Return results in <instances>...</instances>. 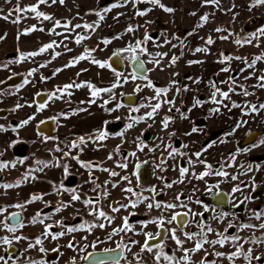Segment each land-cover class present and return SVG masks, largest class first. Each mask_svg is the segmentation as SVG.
<instances>
[{
	"label": "snow or ice",
	"instance_id": "6c2138e0",
	"mask_svg": "<svg viewBox=\"0 0 264 264\" xmlns=\"http://www.w3.org/2000/svg\"><path fill=\"white\" fill-rule=\"evenodd\" d=\"M4 3L10 4L12 0H4ZM64 6L66 0H35L34 3L21 6L20 0H16V4L11 8L7 15L0 16V19L8 20L13 17V23L19 24L22 19H35L37 24H33L25 27L23 30L19 31L17 34V40L19 41L21 36H28L32 33L46 32L50 37H61V39H51L47 43H42L36 50L33 51H21L17 49V56L13 59H9L6 63L0 64V70H9L10 65L20 64L31 59L33 63H37V57H40L46 53L50 54V58L44 62L38 63L37 67H33L27 71L26 74L11 73L7 77L8 80L13 79L17 75H22V83L15 86L13 92L7 93V95H16L28 85L35 87L36 80L34 77L39 73V82L47 83L49 80L56 77L59 73L65 69L76 67L80 64L81 61H87L92 65L98 66L100 69L111 68L109 63L113 58L119 57L124 60H129L134 64L135 71L131 74V79L133 81L139 79L146 81V83L141 86L137 84L134 91L140 92L143 88L152 89L154 95L151 97H145V102L140 103L136 107L129 108V115L126 117L127 123L124 125L123 130L116 132L115 134L110 133L107 130V125L110 121H104V127L100 129H95L93 132L86 136H78L73 140H69L64 144V147H60L59 142L55 145L54 148L49 149V152L61 153V156H53L51 160H36L35 163L38 165L36 168L29 167L24 172L21 173L19 179L14 182H3L0 181V189L3 191L0 192V195L7 196L9 190L19 189L24 184L31 183L39 177L34 173H43L45 169L48 168H62L63 177L58 184L53 181H48L52 185V192L50 193H32L24 201L16 202L8 205H0V216L3 219H0V231H4L8 234L0 236V246H3V251L5 255H0V264H18L21 256L24 253L28 252L30 249L38 247L40 253L45 254L47 249L43 246L44 241L51 239L52 241H59L62 237H70L67 239V243L64 247L71 249L73 252H83L86 248L92 247L96 248L97 244H103L106 241H112L115 237H119V240L116 241L115 248H104L103 253H116L117 249H120L118 256H112L110 259H105L103 257H97L94 253L89 252L87 255L81 257L83 260L88 261L92 257L90 264H120L121 259H125L127 264H148L149 258L152 261V264H221V261L227 260L228 264H238V261L241 259L246 262V264H253V260L260 262L264 260V255H254V249L252 247H245L246 244H253L256 246L264 245V209H247V214L249 220L260 221L259 224L245 223L243 221L236 222L238 220V215L236 213H229L226 211H218L216 207H209L207 205H202L200 200H193V196L198 190L195 186L193 187L192 195L186 197V200H183L184 192H178L174 196L172 201H164L157 199V197L165 194L166 189H172L176 184H183L187 180L188 183H191L192 180L205 181V178L211 175L216 177H222L225 180H231L237 182L231 188V192L228 193L229 200L228 202L232 205L233 208H239L241 205H246L249 202H252L254 197L249 195H243V198L236 197V193H244L246 188L251 187L252 192H255L259 185L255 182V176L250 177L248 182L240 179L241 175H246L253 171L260 172L264 171V168L260 164H256L255 167L251 163L246 166V171H241L239 174H231L225 170V164H221L219 169H213V165L207 163L205 159H202V156L207 152L208 148H211L215 141L212 144H209L207 147L202 148L200 151L192 152L191 154L180 151L177 147H174L172 143H165L164 137H159V144H156L154 147L148 145L144 137V132L140 133V136L135 138L134 146L135 150L128 152L122 157L121 161L115 163V167L120 170H127L129 165L132 164V170L129 175H121V172L115 171L111 168L104 167V161H84L80 159L81 154L84 149L88 146L89 143L96 144L97 149L103 147V141L107 140L110 136L115 135L121 138L122 143L124 142V134L129 130L134 128L137 124L148 121H152L153 124L156 122L155 117L159 114L160 110L164 105L168 106L167 112L163 118L160 120L161 131L168 130L170 126L174 123L173 112L179 114V118L182 120H188L189 115L193 109L203 107L205 103H211L215 107L210 108L209 117L215 115H222L221 109H226L228 112H232L233 109H239L242 116H249L251 114H260L264 112V102H259V97L256 94V89L264 90V69H259L257 67L258 63H264V51L260 54L255 55L254 57L239 56L232 54H225L220 52L218 54L217 63L226 65L220 68V73H231L233 70L231 68V62L233 60L240 61L244 66L239 69V72L236 75H229L226 80L217 81L210 80L209 85L211 92L208 98V101H203L196 96L192 98V104L190 107H187L186 111H182L181 107L176 106V96L169 98V92L172 89H175L176 95L179 96L181 92H189L192 89L188 84L183 86L179 85L174 77L178 76V72L171 73L172 79L169 80L168 85L164 87H157L154 82L149 78L148 73L159 69L163 71L165 67H175L179 60L184 56L185 49H188L192 52L193 55L196 53H203L205 55L210 54V47L215 44L216 38L213 35L208 34L206 37H201L203 41L202 46L195 47L191 49L189 47V38L198 35L199 30L203 29L208 23L211 22L210 17L215 15V12H204L203 14L198 15L197 11H191L188 13L189 16L198 17L196 23L190 31L185 33L183 36L178 35L176 32L169 34L167 30H162L158 36L153 37L149 31V26L155 24L154 19H144L143 24H132L129 23L127 27L121 33H117L113 37H104L99 40L96 47H88L84 45L86 40L91 39V35L94 34L106 20V17L113 12L114 9L118 8H127L131 7L133 10V15L131 19L136 18H145L155 9H160L164 13L174 16L177 8L174 6H169L163 2V0H112L107 5L99 6V0H97V7L89 9L84 13V16H81L79 11H77L76 16L64 19H58L54 15L49 14L45 11L40 10L41 6L52 7L54 5ZM140 5H146L144 8H140ZM200 8L211 7L218 11L232 13V19L235 20L238 13L233 12V9L237 6L233 4L231 7L225 9L222 6L221 0H199ZM264 6V0H251V3L248 5V10L251 11L253 8ZM4 9L0 8V13H3ZM31 13V16L26 14ZM94 15L97 19L91 22H88L84 19L85 16ZM124 15V13L117 12L115 16L112 17L113 20L118 21L119 18ZM73 19H80L82 23L73 24ZM44 22L51 23L52 27L45 29L42 25ZM174 22V19H173ZM40 25V26H38ZM141 28L144 29L143 35L140 38L135 36V33ZM57 29H63V31H57ZM82 30V31H77ZM215 33H226V35H220L218 38L222 41H229L231 37L235 36L236 38L231 40L232 43L244 47L245 45H252L254 47H260V41L264 38V28H259L255 32L248 34L247 36L240 37L239 34L230 31L226 27H216L213 29ZM125 35H130L131 39L126 43L123 48H118L113 50L112 55L108 60L97 59L93 54L99 50L103 52L105 48L112 44L113 40H120ZM5 37L0 36V40H3ZM70 43H74L77 46L83 47V52L79 55L72 57L69 61L64 64L62 67L55 68L51 75H44L40 73L41 69L49 67L53 61L58 57L62 56L65 53H70L73 51V48L69 47ZM149 43L152 44L154 49H162L166 45L169 46L168 51H150ZM103 45L104 47H101ZM57 49H62V51H57ZM179 49V55H177L172 50ZM128 54V55H124ZM141 57H146L147 59H142ZM165 58H168L167 60ZM188 65L193 64H203V60H189ZM146 64H152L151 69L146 68ZM87 68L80 69L76 73L77 79H73L68 83L63 85L54 86V88L47 93L36 92L35 96L31 103L24 101L23 103L20 100H23V97L17 101L14 107L10 110L16 112L19 109L27 107H33L35 104V112L32 115H29L26 119H23L15 127H11L12 132H17L19 128H23L33 120L36 119V114L42 112L49 107L51 102L63 100L64 103L71 105L73 103L71 97L73 96V90H79L81 88H87L89 91L90 98L85 101H79L80 105H88L89 107L93 104H96L98 100L102 99V103L99 104V107L102 108L106 113H113L123 107L121 103L117 102L115 107H107L113 100H116L117 94L116 89L121 88L128 82L129 77L125 76L121 72H115V80L109 84L107 87H98L95 83L87 80H79L78 78L82 73L87 72ZM245 72H248V75H243ZM99 75V73H98ZM193 84H200L202 79L200 77H186ZM255 79L254 84L245 85L241 81H249ZM6 81H0V84H5ZM220 84L227 85V90H222ZM239 89V91H237ZM249 89H253L250 91ZM6 93L3 89H0V96H4ZM102 94H106L107 98H103ZM238 95L243 98V103H238L235 100H232V95ZM120 95H124L120 93ZM46 96L47 99L43 102L37 103L36 97ZM248 97H256L257 102H252L247 99ZM155 101V103H153ZM181 106L183 107L184 101L181 99ZM89 107H69L68 111H61L53 117L48 119L54 120L59 126V121L61 118L68 119L71 116H76L79 113L89 111ZM141 109H150L144 112L142 115H131V113L140 112ZM115 121H119L121 117L117 116L114 118ZM46 121L41 120L40 125L45 124ZM248 123V120H240L236 122V128L242 127ZM153 124H148V128H151ZM39 127V125H37ZM236 128L232 131L235 132ZM9 128H6L5 125L0 124V132H7ZM203 129L192 127L190 132H185V136H191L193 133L202 132ZM228 133L227 135H231ZM176 135L174 131H169L167 139L169 141ZM44 142L49 140L58 141L57 137L43 136ZM221 143L225 141L221 140ZM21 143L19 139L13 140L9 143L8 148H12L17 144ZM264 145V139H261L258 143L252 144L248 148L237 149L236 154H232L229 157V160L234 162L236 161L237 155L240 153L250 152L253 148ZM163 146V147H162ZM188 144H181L180 148L187 149ZM121 145H117L113 153H109L107 159L113 160L114 155H121ZM73 150H77L73 154ZM147 150V151H145ZM160 151V156L153 158L151 161L153 166V173L157 171L164 173L169 167L174 171H178V179L172 180L171 182L166 181L164 175H157L156 178L162 182V187L157 185H152L151 187H143L140 183V169L149 164L148 159L141 160L138 153H143L145 156L148 153L155 154L157 151ZM0 151V172H4L10 169H16L18 165H24L28 157L16 158L13 160H4L5 152ZM166 153V155H165ZM187 157V163L189 167L180 166L178 163L169 165L168 161H176L177 157ZM195 157V159H193ZM131 158V160H130ZM74 160L80 166V168L88 172V179L83 181L82 184L76 185L73 187H67L65 185V180L72 175L70 168L71 165L66 162V160ZM199 163L204 166V170L197 173L195 165ZM228 168H232L234 165L231 162H228L226 165ZM244 168L243 165H241ZM96 171L107 173L110 178L119 179H109L105 180L102 183H98L99 177L95 176ZM131 177H135V184ZM122 182L124 186H122ZM223 182V181H221ZM207 183V181H205ZM85 184H91L93 187L90 189V192L94 195H89L88 193L82 192L81 189ZM109 185L111 189L120 188L121 192L124 193L122 200L112 201L111 203L104 205L103 201L108 200L111 197V191L109 190ZM243 186V187H242ZM213 187L218 188L219 185H213ZM63 193H68L70 195V200L64 201L59 200L57 206L54 208L51 214L46 213L43 209L37 210L35 214L25 222L23 212L27 211V207L33 203L41 202L45 207H50L51 202L45 200V196L48 195H57L61 196ZM148 193V195H145ZM19 196V192H17ZM76 202L82 204L83 208H75ZM189 203L201 204L203 211H194L189 207ZM141 205L145 208V216H149V219L136 221L135 223L130 222V218L138 215L137 211H129L130 209L136 210ZM107 207L108 211H105ZM14 208L18 211L9 212L8 209ZM68 208H75L77 214L86 212L87 216L92 217V220H85L81 217V223L78 225H67L64 223V218L54 220L53 216L57 213H61ZM177 208L186 209L185 211H176ZM121 211H125L128 214L124 216H118ZM153 211H158L159 214L152 216ZM212 213L210 220L217 222H224L225 219L229 216L232 217L231 220H228L226 226L223 228V231H219L204 218L205 213ZM76 215L73 216V219H76ZM52 221L47 223L46 221ZM119 220L120 223L116 224V221ZM28 225H42L43 231L39 236L34 238V242L30 240L28 236L17 235V232L27 227ZM149 225H155L156 231H148ZM190 226H195L198 231H187L185 229ZM54 227H59L61 230L56 232L52 229ZM108 228H111V231H107ZM105 230L106 237L105 240H101L100 237H95V239L89 243L80 244L76 240L75 233L84 232L86 235L81 236V241H88V235H93V230ZM230 229H236L235 232L230 233ZM252 230V235L245 238L239 235L240 232L244 230ZM260 232V236H256L255 233ZM209 234L215 236L214 239L209 238ZM143 236V242L139 239H134L133 237ZM20 241H29L27 247L23 249L19 255H17L14 248V244L19 243ZM191 243V247L186 245ZM79 244V247H78ZM225 249L226 246H231L233 250L223 251L217 250ZM135 247L139 248V251H133ZM166 248H171V252L165 251ZM52 251L59 253L60 256H63V253L60 252V246H57ZM125 252L131 253V259H127ZM203 252L204 255L199 259V261L194 260V256L198 253ZM149 254L148 257H145L143 254ZM209 257H215V259H209ZM29 264H46L44 259L40 260H31L27 258ZM55 264V262H53ZM68 264H77V258L73 256L70 258Z\"/></svg>",
	"mask_w": 264,
	"mask_h": 264
},
{
	"label": "flooded vegetation",
	"instance_id": "af4514ba",
	"mask_svg": "<svg viewBox=\"0 0 264 264\" xmlns=\"http://www.w3.org/2000/svg\"><path fill=\"white\" fill-rule=\"evenodd\" d=\"M103 6L106 5V2L102 3ZM96 20V19H95ZM250 24V23H249ZM257 26V25H256ZM256 26H250L252 28ZM249 27V26H248ZM103 33H101L98 36V40L102 39ZM156 34H153L152 36H155ZM112 54V53H111ZM110 54V55H111ZM109 55V56H110ZM108 56V57H109ZM108 57L106 60H108ZM142 58V57H141ZM124 65L123 68L119 71L114 70L112 67L111 69L115 72H123L124 68L125 70L130 72L131 74L133 73L132 69L130 68V61L129 60H124ZM26 69H24L23 72H20L18 74H25ZM11 75V74H9ZM8 75V76H9ZM7 76V77H8ZM20 76V80L18 83H20L23 80V76ZM7 77L4 79L6 80ZM3 80V81H4ZM67 80V78H66ZM69 81L65 82L68 83ZM17 83V84H18ZM219 83V80L218 82ZM16 85V84H15ZM15 85H12L11 87H14ZM61 85V84H59ZM63 85V84H62ZM57 86V85H55ZM220 86V85H219ZM9 87V86H6ZM5 88V87H3ZM0 88V89H3ZM54 88V87H53ZM223 90H227V85L226 87H221ZM44 92L47 93L49 90H45L43 88L37 89V91L32 94V97L28 99V103H31L33 100V97L35 96L36 92ZM211 92L210 85L207 87L204 93L198 92L196 94V97L203 101H208L209 95ZM19 95H22L23 99H26V93H20ZM25 95V96H24ZM126 95H135L137 97V101L134 104L126 103L123 101V98ZM47 99L46 96L43 97H36V102L40 103L43 102V100ZM20 100V98H19ZM122 105L126 107L127 112L125 113L126 117L129 115V108L130 107H136L141 101H139V98L136 94L133 93H127L122 95V97L119 99ZM27 101V100H25ZM181 101V100H180ZM180 101L176 102L177 107H181L182 111H186L187 107H190L192 104L191 99L188 101H184L183 107L181 106ZM20 102H22L20 100ZM24 102V101H23ZM22 102V103H23ZM257 102V100H255ZM254 102V103H255ZM259 102H264L263 99H259ZM240 103V102H238ZM79 104V103H77ZM86 105V104H85ZM81 105V106H85ZM35 104L33 107H27L25 106L22 108V115L24 116L23 119H26L29 115H32L35 112ZM74 103L71 105H68L64 103L63 101H58L51 103L48 108L43 110L42 112L36 114V118L38 116V119H36L35 123L33 124V127L31 126H26L21 129L22 134H20L18 137H14L13 140L19 139L21 143L17 144L16 146L6 149L7 151L5 152L4 157L2 159L4 160H13L16 158H22V157H28L29 154H31L30 157H34V160H32L33 167L36 168L38 165L35 163L36 155L37 157L40 158L39 160H51L53 156L59 157L61 156V153H56V152H49V148L52 149L55 147V145L59 142L60 147H64V144L69 141L73 140L78 136H86L89 135L93 132L95 129H100L104 127V121H110V123L107 125V130L115 134L116 132H119L123 130L124 125L128 122L126 117L121 118L119 121H115V119H110V117L106 118L105 120H100L101 124L98 128H90L87 127L84 124H79L78 121L79 119L77 118L78 116H71L68 119H63L61 118L59 121V126L56 121L48 119L49 117L55 116L57 113L61 111H68L69 107H73ZM215 107V105L211 103H205L203 107L200 108H195L191 113H188L189 119L188 120H182L179 118V114L173 112L172 115H174V123L170 126L168 130L163 131V133L158 134L156 130L154 129H148V130H143L144 132V137L142 139H145L146 142L148 143L149 146L154 147L156 144L160 143V140L158 139L159 137H164L165 138V143H172L174 147H177L180 149V151H185L189 154L195 151H200L202 148L207 147L209 144H212L215 141V144L211 147L208 148L207 152H205L202 156V159H205L207 163L213 165V169H219L221 164H225V170L228 171L231 174H239L241 171H246V166L249 163H255L253 167H255L256 164H262V168H264V151H250L247 153H240L241 155L244 156V163L241 164L244 166V168L239 166H235L234 162L229 160L230 155L236 154V150L239 149H244L250 147L252 144L258 143L261 139H264V128H247L243 130L241 135H238V132L240 131L241 127L236 128V122L243 120L242 118H236L235 113L237 111L240 112L239 109H233L232 112H228L226 109H221V112L223 113L222 115H215L212 116L211 118L209 117V109ZM74 108V107H73ZM168 109V107H167ZM150 109H146L145 111L140 110V112H135L131 113V115H142L144 112L148 111ZM0 111L3 113L0 114V124L6 125L8 124L11 127H15L16 125L19 124V122L23 119L18 120L16 117H7L8 111L4 107H0ZM166 114L168 112L166 111ZM44 120L46 121L45 124L40 125V121ZM18 122V123H17ZM143 123V122H141ZM39 125V127H37ZM245 126V125H244ZM6 127V126H5ZM192 127H197L200 129H203L202 132H197L193 133L191 136H185V132H190ZM7 128V127H6ZM236 128L235 132L232 130ZM169 131H174L176 135L172 138L171 141L167 139V135ZM156 132V133H155ZM7 132H0V135H5ZM28 133L32 137L28 138ZM228 133H232L231 135H227ZM43 136H51V137H57L58 141L54 140H49L47 142H44ZM140 136V132L137 130V125L129 129L125 134H124V142L122 143V140L120 137L112 135L110 136L107 140L103 141V147H100L97 149L96 144L89 143L88 146L84 149L83 153L80 156V159L84 161H104L103 166L111 168L115 171L121 172V175H129L131 170H132V164L129 165V168L127 170H120L115 167V163L117 161H121L122 157L126 155L130 151L135 150L134 146V141L135 138ZM34 137H39L40 140L44 143H41L39 148L36 151H32L30 149L31 145L30 142L31 140L34 139ZM108 140L114 141L111 146L115 147L117 145H121V155H114L113 160H108V154L113 153L114 149L109 146L107 147ZM223 140L225 141L224 143H221L220 141ZM181 144H188L189 147L187 149H182L180 148ZM263 145H260V148ZM163 147V146H162ZM255 149V148H253ZM5 148L2 147L0 148V151H4ZM77 150H73V154L76 153ZM147 151V150H145ZM34 152V155H32ZM140 157V153H138ZM166 155V153H165ZM159 157L160 156V151L158 150L157 154L153 153H148L146 159L149 160V164L144 165L140 169V183L143 187H151L152 185H157L158 187H162V182L156 178L157 175H164L166 177L167 182H171L172 180L178 179V171L172 170L171 167L167 169L166 172L160 173L157 171L155 174L153 173V166L151 161L153 158ZM51 158V159H50ZM141 160H144L142 157H140ZM195 159V157H193ZM131 160V158H130ZM67 163L71 165L70 171L72 175H70L67 180H65V185L67 187H73L76 185H80L83 183V181L88 179V172L82 168L76 163L74 160H66ZM228 162L233 163L232 168H228L226 165ZM174 163H178L180 166L184 167H189L187 163V157H177L176 161L169 160L168 164L173 165ZM29 167V166H28ZM32 167V168H33ZM197 173L200 171L204 170V166L197 163L195 165L194 169ZM13 169L0 172V181L3 182H14L15 180L19 179L21 176V173L18 175L13 174ZM53 175V182H56L57 184L64 179L63 177V169L62 168H48L45 169L43 173H37V176L39 179L35 180V185L38 187V191L36 193H43V190L47 191V193L52 192V185L48 183L50 181L49 176ZM95 176L99 177V180L97 181L98 183H102L105 180L109 179H119L118 177L116 178H110L107 173L99 172L96 171L94 173ZM255 176V182L259 187L255 192H252L251 187L246 188L244 190V193H236L235 196L239 198H243V195H249L251 194L254 199L252 202L247 203L246 205H241L239 208H233L232 205L228 202L229 197L228 193L231 192V188L233 185L237 182L231 181V180H225L222 177H216L214 175L208 176L205 178V181H198V180H192L191 183H188L187 180L183 184H176L173 186L172 189H166L165 194L157 197V199L164 200V201H172L176 193L178 192H184V196L182 197L183 200H186V197L189 195H192L193 192V187L195 186L198 190L196 191L195 195L193 196V200H200L202 202V205H207L209 207H216L218 211H226L229 213H236L238 215V220L236 221L237 223L240 221H243L245 223H253V224H259L260 221H256L254 219L249 220L248 214H247V209H264V171L260 172H251L247 173L246 175H241L240 179L244 180L245 182H248L250 177ZM51 177V176H50ZM133 180V184H135V177H131ZM223 181V182H221ZM219 185L218 188L213 187V185ZM122 186H124L122 182ZM93 187L91 184H85L83 188L81 189L82 192L88 193L90 196L94 195V193L90 192V189ZM109 190L111 191V197L108 200L103 201L104 205H107L111 203L112 201L116 200H122L124 197V193L121 192L120 188L116 189H111V185L108 186ZM243 187V186H242ZM145 195H148V193H145ZM46 201L51 202L50 207H45L43 203L40 202V207L37 210L43 209L44 212L51 214L54 210V208L57 206V202L59 200H64L68 201L70 200V195L68 193H63L61 196H57L55 194L49 195L48 197L45 196ZM2 202H0V205ZM189 207L192 208L194 211H203V207L201 204H195V203H189ZM75 208H83L82 204L79 202H76ZM75 208H68L64 210L61 213L55 214L53 216L54 220L61 219L62 217L64 218V223L67 225H78L81 223V217L85 220H92V217L87 216L86 212H82L81 214H77L75 212ZM105 211H108L107 207L104 209ZM186 209L183 208H177L176 211H185ZM13 211H18L17 209H14L10 212ZM129 211H137L138 215L135 217L130 218V222L135 223L136 221H142L149 219V216H145V208L143 205H141L138 209L132 210L130 209ZM128 213L125 211H121L119 214H116L118 216H124L127 215ZM158 211H153L151 213L152 216L158 215ZM34 215V214H33ZM33 215H30L29 217L31 218ZM76 215V219H73V216ZM212 213H205L204 218L212 225V227L216 228L219 231H223V228L226 226L228 220H231L232 217L229 216L225 219L224 222H217V221H212L210 220V216ZM24 220L25 222L28 221V215L23 212ZM27 218V219H26ZM47 223H51L52 221H46ZM120 221L117 220L116 224H119ZM53 231H60L61 229L59 227H54L52 229ZM187 231H198V229L195 226H190L189 228L185 229ZM43 231V226L42 225H28L25 228L20 229L17 232V235H24L28 236L31 241L34 242V238L36 236H39L40 233ZM107 231H111V228H108ZM148 231H156V226L155 225H149ZM236 229H230L229 232H235ZM93 235H88V241H81V236L86 235L84 232L80 233H75L73 235L76 236V240L80 243H91L95 237H100L101 240H105L106 237V231L105 230H99V229H94L93 230ZM8 234L5 232V235ZM242 237H249L252 235V230H244L239 233ZM256 236H260V232L255 233ZM70 237H62L59 241H52L51 239L45 240L44 241V247L47 249V252L45 254H42L39 252L38 247L34 249H30L28 252L24 253L23 256H21L20 260L18 261V264H29L28 259L30 258L31 260H40L44 259L46 261V264H68L70 258L75 256L77 258V264H90V261L92 257L89 258L88 261L83 260L81 257L84 255H87L89 252L94 253L95 256L97 257H103L105 259H110L112 256H118L120 253V249L116 250V253H109V254H104L103 249L104 248H115L116 247V241L119 240V237H115L112 241H106L103 244H97L96 248L88 247L86 248L83 252L77 251L73 252L71 249H68L67 247H64V245L67 243V239ZM134 239H139L141 243L143 242V236L139 237H133ZM210 239H214L215 236L212 234H209ZM29 241H20L19 243L14 244V248L16 250L17 255H19L21 252H23V249L27 247V243ZM57 246H60V252L63 253V256H60L59 253L52 251L54 248ZM187 247H191V243H188L186 245ZM79 247V244H78ZM245 247H252L254 249V255H264V245L256 246L253 244H246ZM217 250H223V251H230L233 250L231 246H226L225 249H219V246H217ZM133 251H139L138 247H135ZM165 251L171 252V248H166ZM2 255H5L4 251H2ZM145 257H148L149 254L145 253L143 254ZM204 255L203 252L198 253L196 256H194V260L199 261V259ZM125 256L127 259H131V253L125 252ZM209 259H215V257H209ZM120 264H127V261L125 259H121ZM148 264H152L151 259L149 258ZM221 264H228L227 260L221 261ZM238 264H246L245 261L242 259L238 261ZM253 264H264V260L257 262L253 260Z\"/></svg>",
	"mask_w": 264,
	"mask_h": 264
},
{
	"label": "rangeland",
	"instance_id": "374dc122",
	"mask_svg": "<svg viewBox=\"0 0 264 264\" xmlns=\"http://www.w3.org/2000/svg\"><path fill=\"white\" fill-rule=\"evenodd\" d=\"M4 1V0H3ZM35 0H20L21 6L28 5L31 3H34ZM103 2H106V5L112 2V0H99V6H103ZM163 2L169 6H174L177 8V11L175 12L174 16H170L169 14L164 13L160 9H155L153 12H151L147 17L145 18H136L131 19L133 15V10L131 7L127 8H118L114 9L112 13H110L106 20L102 23L101 27L91 35V39L86 40L84 42L85 46L88 47H96L97 43L99 42L98 36L103 33L102 38L104 37H113L117 33L123 32V30L127 27L129 23L132 24H143L144 19H154L155 24L149 26V31L151 35L156 34L153 37L158 36V34L162 30H167L169 34L172 32H176L178 35L183 36L185 33L190 31L194 24L196 23L198 17H192L189 16L188 13L191 11H197L198 15L203 14L204 12H215L214 16H211V22L208 23L203 29L199 30L198 35H194L189 38V47L191 49H194L195 47L202 46L203 41L201 40V37H206L208 34L213 35L214 38H216V42L214 45L210 47V54L205 55L203 53H196L195 55L192 54L191 51L188 49H185L184 56L181 60L178 61L177 65L175 67H165L163 71H160L159 69L153 70L148 73L149 78L154 82V84L157 87H164L168 85V82L173 77L171 76V73L178 72L179 75L174 77L177 81H179V85L183 86L185 84H188L189 87L192 89V91L189 92H181L179 96L176 95L175 89H172L169 92V98L176 96V102L183 99V101H188L193 96H196L198 92L204 93L207 87L209 86L210 80H215L218 82L222 80H226L229 75H236L239 72V69L243 67L244 65L240 61L233 60L231 62V73H220L219 75H216V73L219 72L220 68L226 66L217 63L218 54L220 52H224L225 54H232V55H239V56H247V57H254L255 55L260 54L262 51H264V38L260 41V47H254L252 45H245L244 47H240L234 43L231 42V40L235 39L236 37L233 36L230 38L229 41H222L218 37L220 35H226V33H215L213 29L216 27H226L230 31L239 34L240 37L247 36L248 34L255 32L259 28H264V6L253 8L251 11L248 10V5L251 3V0H221L223 8L227 9L231 7L233 4H235L237 7L233 9V12L238 13L235 20L232 19V13L228 12H222L218 11L216 9H213L211 7L207 8H200L199 6V0H163ZM16 4V0H12V3L10 4H4L6 6L3 7L4 11L3 13H0V16L7 15L8 11L13 8ZM97 0H66V4L64 6H61L59 4L54 5L52 7L47 6H41L40 10L45 11L49 14L54 15L58 19H64L76 16L77 11H79L81 16H84V13L87 12L89 9L96 8ZM140 8L146 7V5H140ZM117 12L124 13L118 21L113 20L112 17L115 16ZM17 14H14L13 17L9 18L8 20L0 19V36H4L5 38L3 40H0V64L6 63L9 59H13L17 56V49H20L21 51L27 52V51H33L36 50L42 43H47L51 39L59 40L61 37H50L47 35L46 32H39L36 31L28 36H21L19 41L17 40V34L19 31L23 30L25 27L37 24V20L35 19H22L21 23L16 24L13 23L12 20L15 19V16ZM28 16H31V13L26 14ZM84 19L88 22L94 21L97 19L94 15L85 16ZM174 19V22H173ZM259 19V24L252 28V27H246L249 23H251L252 20ZM73 24L76 23H82L80 19H73ZM40 26V25H38ZM45 29H48L52 27L51 23L44 22L42 25ZM57 31H63V29H57ZM82 31V30H77ZM144 29L141 28L139 31L135 33V36L137 38L142 37ZM131 39L130 35H125L120 40H113L112 44L107 46L103 52H100L97 50L93 55L97 59L106 60V58L113 52V50L118 48H123L126 43ZM69 47L73 48V51L70 53H65L62 56L58 57L55 61L52 62V64L45 68L41 69L40 73L44 75H51V72L57 68L62 67L64 64H66L69 59H71L74 56L79 55L81 52H83L82 46H77L74 43H70ZM101 47H104L101 45ZM150 51H168L169 46H165L162 49H154L152 44L149 43L148 45ZM57 51H62V49H57ZM177 55H179V49L172 50ZM50 58V54L46 53L40 57L35 58L37 63H33L31 59L28 61H25L20 64H11L10 71L9 70H0V81H3L9 74L11 73H20L23 72L24 69L27 71L30 70L33 67H37L38 63L44 62L47 59ZM142 59H147L146 57H142ZM166 60L168 58H165ZM189 60H203V64H193L191 66L188 65ZM147 68L151 69L153 67L152 64H146ZM257 67L259 69H264V63H258ZM82 68H87L88 71L81 74V76L78 78L79 80H87L95 83L98 87H107L111 82L115 80L114 71L111 68H105L100 69L98 66L92 65L87 61H81L80 64H78L76 67L65 69L61 73H59L56 77L49 80L47 83H40L39 82V73L36 74L34 79L36 80V85L33 87L32 85H28L25 88L21 89L19 93L16 95H7L9 92H13L15 89V86L22 83V81L18 84H16L14 87H5L3 90L5 91L4 96H0V107H4L8 111L7 117H16L20 119H23V113L22 110L19 109L16 112L10 111L14 105L17 103L19 98L22 97V95H19L20 93L25 94L26 93V99L24 98L21 100L22 102L30 99L32 97V94H34L35 91L39 88H43L45 90H49V92L53 89L55 85L59 84H65L67 81H71L73 79H77L76 73L80 71ZM123 70V74L127 77H129L128 82L124 84L123 87L116 89L117 98L116 100H113L107 107H115L117 102H120V98L123 94L127 93H133L136 94L139 98V101L141 102H147L145 101V97H151L154 95V92L152 89L149 88H143L140 92H135L134 89L137 84H140L143 86L146 81L143 80H135L133 81L131 79V73L125 70ZM26 71V73H27ZM25 73V74H26ZM99 73V75H98ZM243 75H248V72H245ZM186 77H200L202 79V82L200 84H193L191 81L186 79ZM67 78V80H66ZM245 83V85H250L255 83V79L249 80V81H241ZM221 87H226L225 84H220ZM228 87V86H227ZM223 90V88H221ZM252 91L253 89H249ZM239 91V89H237ZM256 94L259 97V99L264 98V90L256 89ZM74 94L71 97L74 108L79 107H89L88 105L81 106L79 101L85 100L87 101L89 96V91L87 88H81L79 90H73ZM25 96V95H24ZM103 98H107L106 94H102ZM245 98L238 96V95H232V100H235L236 102L243 103V100ZM247 99L251 100L252 102H255L256 97H248ZM63 101V100H60ZM58 102V101H54ZM51 102V103H54ZM64 102V101H63ZM102 99L98 100L96 104H93L89 107V111L79 113L77 118L79 119V124H84L87 127L90 128H98L101 124L100 120H105L106 118L110 117V119H114L115 117L119 116L121 118L126 117L125 113L127 112L126 107H121L117 111L109 114L106 113L102 108L99 107V104L102 103ZM50 103V104H51ZM155 103V101H153ZM167 105H164L162 109L160 110L159 114L155 117V123L153 124L152 121H148L147 123H139L137 124V130L138 132H142L143 130H148V124H153L151 129H154L157 131L158 134L163 133L161 131V125L160 120L163 118V116L166 114L167 111ZM145 111L146 109H141ZM236 118H242L243 120H248V123L245 126H242L240 131L238 132V135H241L243 130L247 128H264V112H261L260 114H251L249 116H242L241 112L237 111L235 113ZM38 119V116L37 118ZM35 120L31 121L28 126L33 127V124L35 123ZM18 123V122H17ZM9 130L5 135H0V148L4 147L5 149H9L8 145L12 141L14 137H18L20 134H22L21 129L19 128L17 132L11 131V126L8 124L5 125ZM14 127V126H13ZM26 127V126H25ZM156 133V132H155ZM28 138L31 137L28 133ZM32 138V137H31ZM30 142V149L32 151H36L41 143H44L40 140L39 137H34L33 140ZM114 141L108 140L107 147L109 148H115L112 145ZM50 149V148H49ZM264 151V145L260 148L252 149L251 151ZM158 152V151H157ZM156 152V154H157ZM34 155V152H32ZM31 154L28 155V159L25 161L24 165H18L16 169H13V174L18 175L22 172H24L27 168L33 167V164L31 163L32 160H34V157H30ZM36 159H40L37 157ZM140 157L143 159H146L147 156H145L143 153H140ZM51 159V158H50ZM141 159V158H140ZM244 156L239 154L237 155L236 161H234L235 166H239L244 163ZM46 160V159H45ZM253 165L255 163H252ZM262 165V164H260ZM29 166V167H28ZM34 168V167H33ZM255 172V171H254ZM37 175V173H34ZM51 176V177H50ZM49 179L50 181H53V175H50ZM35 181L31 183L24 184L19 189L9 190V194L7 196L0 195V202H2L1 205H8L13 204L18 201L22 202L25 199H27L30 194L36 193L38 191V187L34 184ZM3 190L0 189V192ZM17 192H19V196H17ZM43 193H47V191L43 190ZM49 196V195H48ZM46 196V197H48ZM40 207V202L33 203L27 207V211H24L25 214L28 215V220L30 219V215L35 214L37 209ZM14 208L8 209V211H12ZM26 218V219H27ZM0 219H3L2 216H0ZM5 235L4 231H0V236ZM3 246H0V255H2Z\"/></svg>",
	"mask_w": 264,
	"mask_h": 264
},
{
	"label": "water",
	"instance_id": "95a60500",
	"mask_svg": "<svg viewBox=\"0 0 264 264\" xmlns=\"http://www.w3.org/2000/svg\"><path fill=\"white\" fill-rule=\"evenodd\" d=\"M259 19H255V20H252L251 21V23L250 24H248L246 27H250V26H256V25H258L259 24ZM112 55V54H111ZM110 55V56H111ZM109 56V57H110ZM108 57V58H109ZM109 63H110V65H111V67L114 69V70H117V71H119V70H121L122 68H123V65H124V61H123V59H121V58H119V57H116V58H113L112 60H110L109 61ZM130 68L132 69V71L134 72L135 71V69H134V64L132 63V62H130ZM146 68H147V66H146ZM19 80H20V76L19 75H17V76H15L13 79H11V80H8V79H6V80H4V81H6V83L5 84H0V88H3V87H6V86H12V85H15V84H17L18 82H19ZM123 101L124 102H126V103H130V104H134V103H136V101H137V97L135 96V95H126L124 98H123ZM3 112L2 111H0V114H2Z\"/></svg>",
	"mask_w": 264,
	"mask_h": 264
},
{
	"label": "crops",
	"instance_id": "0c3cea01",
	"mask_svg": "<svg viewBox=\"0 0 264 264\" xmlns=\"http://www.w3.org/2000/svg\"><path fill=\"white\" fill-rule=\"evenodd\" d=\"M4 4H5L4 1H3V0H0V8L3 9V7L6 6V5H4Z\"/></svg>",
	"mask_w": 264,
	"mask_h": 264
},
{
	"label": "trees",
	"instance_id": "16d2710c",
	"mask_svg": "<svg viewBox=\"0 0 264 264\" xmlns=\"http://www.w3.org/2000/svg\"><path fill=\"white\" fill-rule=\"evenodd\" d=\"M124 55H128V54H124Z\"/></svg>",
	"mask_w": 264,
	"mask_h": 264
}]
</instances>
